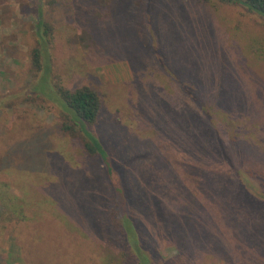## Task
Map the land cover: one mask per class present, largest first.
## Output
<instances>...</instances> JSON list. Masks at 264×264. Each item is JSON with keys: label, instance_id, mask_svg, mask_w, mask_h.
Wrapping results in <instances>:
<instances>
[{"label": "rangeland", "instance_id": "1", "mask_svg": "<svg viewBox=\"0 0 264 264\" xmlns=\"http://www.w3.org/2000/svg\"><path fill=\"white\" fill-rule=\"evenodd\" d=\"M213 8L0 0L2 264H26L17 242L28 237L42 240L35 264H136L100 161L57 118L55 85L100 100L88 129L121 177L140 264H264V27L241 8ZM36 18L52 28L37 80ZM31 89L47 101L27 100ZM60 234L82 243L76 253Z\"/></svg>", "mask_w": 264, "mask_h": 264}, {"label": "trees", "instance_id": "2", "mask_svg": "<svg viewBox=\"0 0 264 264\" xmlns=\"http://www.w3.org/2000/svg\"><path fill=\"white\" fill-rule=\"evenodd\" d=\"M197 4H202L205 6H210L213 9H219L222 7H237L246 11L248 14H252L261 21V26L264 27V0H190ZM40 19V18H39ZM35 21L38 18L34 19ZM37 26H34V36L37 35L38 40H36V45L31 49L29 54V72L33 79L39 78L44 71L43 65V55L41 52V37L46 32L52 30L51 26L44 23L41 24V20H38ZM25 89V87H24ZM34 91V92H33ZM54 92L57 97L60 98V104L62 112L57 116L62 120V124L65 129H78L82 134L83 150L89 157L97 158L101 167L105 173V176L109 182V185L113 194V207L110 211V218L112 219L115 231L121 233L124 238V249L126 250L127 261L134 260L136 264H140L138 256L132 252L131 245L129 243V238L127 236L124 225L127 222L132 221L128 215L122 213V205L117 203L118 195H123V189L120 185V176L112 168L110 164V159L102 146L101 142L98 141L90 132L88 127L94 125L99 117L101 110L100 100L95 91L86 88H76L68 89L55 85ZM34 97H28L27 100L32 101L36 104V100L42 99V102H46V96L44 92H38L37 89H31ZM25 100V102L27 101ZM42 106V105H41ZM259 196V195H258ZM120 202V200H118ZM121 207V208H120ZM124 215V217L122 216ZM125 222H121L122 220ZM138 254V253H137ZM0 264H2L0 262Z\"/></svg>", "mask_w": 264, "mask_h": 264}, {"label": "crops", "instance_id": "3", "mask_svg": "<svg viewBox=\"0 0 264 264\" xmlns=\"http://www.w3.org/2000/svg\"><path fill=\"white\" fill-rule=\"evenodd\" d=\"M58 236H60L61 238H64V239L65 238L69 239V241H67V245L70 246V247H72L74 249L75 253L77 252L76 251V249L78 250V244L77 243H80V242L77 241V239H75V238H68V237H66L64 235H61V234L58 235ZM41 241L42 240L40 238H38L35 241V239L32 240L31 237H28L26 243L24 241H22V240L19 241V243L17 242L18 246H21V247L28 246L27 253L25 252V250L22 251V258L25 260V263L26 264H35V259L37 257V248H38V246L42 247V245H40V242ZM71 241H74V242L72 243ZM36 242L38 244L34 245ZM80 244H82V243H80Z\"/></svg>", "mask_w": 264, "mask_h": 264}]
</instances>
